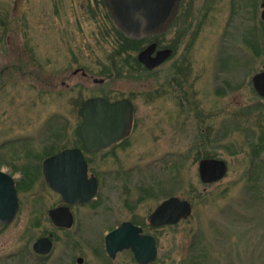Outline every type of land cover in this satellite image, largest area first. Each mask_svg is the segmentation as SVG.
Segmentation results:
<instances>
[{
  "label": "rangeland",
  "instance_id": "1",
  "mask_svg": "<svg viewBox=\"0 0 264 264\" xmlns=\"http://www.w3.org/2000/svg\"><path fill=\"white\" fill-rule=\"evenodd\" d=\"M260 2L183 0L171 28L158 36L161 44L176 46L171 60L182 67L180 73L169 64L150 73L134 70L141 42L117 54L116 63L129 64V69L110 78L104 88L127 94L136 104L135 134L118 150L122 167L130 171L124 180L105 181L97 214H91L96 206L85 207L80 225L68 232L54 231V248L43 264H79L78 255L83 257L80 264H138L129 251L107 257L103 235L121 220L135 216L145 221L169 195L190 200L192 211L174 225L153 228L146 222L157 240V256L150 264H264V147L258 144L264 99L251 83L252 75L264 70ZM103 7L102 0H0L2 169L10 172L4 158L11 161L10 154L19 146L6 145L7 139L34 134L39 122L52 114L70 121L77 117L69 96L78 78L69 77V91L61 84L74 65L93 76L106 74L122 38ZM41 86L50 89L47 95ZM81 86L86 95L94 85L89 80ZM58 90L65 92L60 95ZM31 103L34 113L47 109L18 121L11 109ZM44 136L34 142L38 152L42 141L54 139ZM253 145L260 156L251 170ZM200 150L226 160L223 179L208 185L200 181ZM16 155L18 164L39 163L37 157ZM115 164L101 157L95 169L103 177L110 168H118ZM13 176L20 178L18 173ZM21 186L15 219L0 226V264H39L31 243L52 229L46 210L56 198L43 175L28 174Z\"/></svg>",
  "mask_w": 264,
  "mask_h": 264
},
{
  "label": "water",
  "instance_id": "2",
  "mask_svg": "<svg viewBox=\"0 0 264 264\" xmlns=\"http://www.w3.org/2000/svg\"><path fill=\"white\" fill-rule=\"evenodd\" d=\"M118 29L129 38L140 39L148 35L166 31L175 19L181 0H104ZM261 6V18L264 21V1ZM155 43L150 44L138 54V60L152 69L163 59L171 55V49L152 52ZM98 81V80H96ZM102 81V79H99ZM252 85L256 93L264 99V70L254 73ZM127 106H123V105ZM132 108L127 100L108 102L96 97L83 102L79 109L81 135L89 150H99L118 139L122 123L129 124ZM75 162V164H73ZM63 167L64 171H61ZM74 167L79 171L74 170ZM224 160L202 159L199 162V177L202 182L216 181L226 173ZM43 174L49 186L62 194L68 204H79L89 201L96 193L97 181L88 179L86 166L79 149H66L43 161ZM18 210V196L14 178L0 170V222L11 221ZM192 211L191 202L178 196L163 200L149 215L153 226L178 223L186 219ZM53 223L69 227L72 215L67 207L50 211ZM142 229L125 221L105 236V247L109 256L114 257L118 251L131 249L139 264H148L157 256L155 239L142 234ZM52 241L39 238L33 244L34 251L48 253ZM81 261V260H79Z\"/></svg>",
  "mask_w": 264,
  "mask_h": 264
},
{
  "label": "flooded vegetation",
  "instance_id": "3",
  "mask_svg": "<svg viewBox=\"0 0 264 264\" xmlns=\"http://www.w3.org/2000/svg\"><path fill=\"white\" fill-rule=\"evenodd\" d=\"M264 0H261L260 2V18H261V12L263 10V7L261 6L262 2ZM102 3L104 4L105 7H103V9L107 12L106 13V19H108V22L110 24L113 25L114 21L113 18L110 14V11L108 9V7L106 6L104 0H102ZM96 13V12H95ZM262 20V18H261ZM263 21V20H262ZM264 22V21H263ZM174 23V22H173ZM115 25V23H114ZM173 25V24H172ZM171 25V26H172ZM116 26V25H115ZM171 26L169 28H171ZM118 28V27H117ZM167 31V30H166ZM166 31L157 33V34H153V35H148L146 37L140 38L138 40H140V45L142 47H140V49L137 50V54L134 57L133 60V65L132 68L134 70H145L146 72L150 73V72H155L157 69L169 64V67L171 69L174 68V70H176V73H180L182 67L179 66L175 61H172L171 58L175 52L176 46L172 45V44H167V45H163L161 44L158 36ZM126 36V35H125ZM128 37V36H127ZM153 38V39H152ZM134 39V38H133ZM155 43V48L152 52V56H154L156 54L157 51L160 50H165V49H171L172 53L171 55H169L168 57H166L165 59H163V61H161L158 65H156L155 67H153L152 69L147 68L142 62H140L138 60V54L144 50L146 47H148L150 44ZM121 50V49H120ZM116 51L114 54L115 55H111L110 60H109V64L108 67L106 69V74L102 77H97V76H93L91 73L87 72L84 67L80 66V65H74L70 70L67 76H64L61 80V84L66 88L67 91H69V77L70 76H77V81L73 82L72 84V95L69 96V102L71 103L72 106H77V110H76V115L77 117L75 119H73V121H70L69 119H65V118H59V116L57 117L55 114H52L50 117L46 116L43 120H41V122H39V125L37 127H39L37 129V131L34 134H20V135H16L10 139H7L5 141L6 145H14L13 147H17V145H19L17 147V151H13L12 154H10L11 161L6 162V158H4L5 162L4 163H8L10 164L9 168H11L10 172L6 171L4 169H2L0 167V170L11 175L14 178L15 181V187H16V191H17V196H18V209L21 203V199H20V192L21 191V184L23 183H18L17 180L13 174L14 173H18L20 174V176H24V180L26 179V176L28 174H32V173H39L43 174V161L48 158L51 157L53 155H56L66 149H79L82 157L84 159L85 162V166H86V175L88 179L91 178H95V180L97 181V189H96V193L95 195L87 202L85 203H79V204H68L63 200L62 194L53 190L49 184L46 182L45 177V184L47 186V188L53 193V195H55V202L53 204H50V206L47 208L46 210V217L48 218L49 222L52 225V229L48 230L46 233H44V235L39 236L38 238H36L32 243H31V250L34 254V256L36 257L37 261L39 262V264H43V261L47 260L50 256V254L52 253V250L54 248V239L55 236L57 237L56 233L54 231L56 230H62V231H71L73 230L78 224H81V221L83 220V217L85 215V212L83 211V208L85 207H94L96 206V202L99 198V195L101 194V190L104 186H106L107 182H105L106 180L110 179V178H119L121 180L125 179V176L128 175L129 173V169L127 167H122V161L120 159L119 156V152L118 150L120 148H122L123 146H125V144L134 136L136 128H137V123L138 121L135 119V102L133 100V98H131L129 95L127 94H121L116 95V92H111V90L109 88H104V83L107 82L110 78H112L113 76L119 75L120 73H123L125 68L129 69V64L123 63L122 65H118L115 61V58L117 56V54L122 53V51ZM73 63H78L77 60L74 58L73 59ZM123 70V72H122ZM256 73V72H255ZM254 75V74H253ZM252 75V76H253ZM171 75H169L170 77ZM83 77V79H81ZM172 78V77H171ZM170 78V79H171ZM99 79H102V81H99ZM173 81H175V78H172ZM89 80L92 81L93 83V87L90 89V91H88V93L82 94V90H84V87H82V83H86ZM98 80V81H96ZM251 83H252V78H251ZM174 84V82H173ZM45 86H48V84L46 83ZM253 88V85H252ZM41 91L45 92L46 95L49 93L50 89L48 87H44L41 86L40 87ZM254 90V88H253ZM65 90H58L57 93L58 94H64ZM254 92L256 93V91L254 90ZM42 94V93H41ZM96 97H100L103 99H106L108 102H116V101H120V100H127L130 102V106L132 108L131 111V119L129 121V124L125 125V123H122L121 128H117L115 131L118 132V139H116L115 141H113L112 143H110L108 146H106L103 149H99V150H89L85 143L84 140L82 138L81 135V124L83 123L82 118L80 117L79 114V109L82 106L83 102L87 99L90 98H96ZM59 100V98H57ZM46 100V103H48V98L45 97L44 101ZM56 102V101H55ZM32 106H34L32 103L28 104L27 107L25 108H12L11 110L13 111V115L14 117L18 116V121H21L22 118L24 119H28L32 116H39L45 109V108H40V111L38 110V113H34V109L32 108ZM44 106H46V104H44ZM57 106H59V104H57ZM123 106H127V105H123ZM42 109V110H41ZM11 112V111H10ZM58 115V114H57ZM158 122V121H157ZM157 122L156 125L157 126H161V124H158ZM58 125V126H57ZM42 126H46V131H42L40 132V130L42 129ZM50 126V127H49ZM58 127V129L56 128ZM38 132V134H37ZM40 132V133H39ZM48 134L53 136L52 140L49 141H42L41 142V148L40 151H36L35 149L37 148L34 144V142H39L41 140L42 137H46L44 135ZM49 142V143H48ZM46 143V144H44ZM48 143V144H47ZM56 143H58L56 145ZM260 148L262 149L264 147V142L263 143H258ZM2 146L0 144V150H1ZM253 148L256 149V145H253L251 148V159L249 162V169L253 170L254 166L256 164V158H258V156H260V152L254 150ZM17 152V153H16ZM20 152V153H19ZM23 155H22V154ZM13 154L16 156H20V157H24V158H35L37 157L39 160V163L37 164V166H33V164H29L27 161L25 163H17L14 162L13 158ZM101 157H105L106 159L112 160V162H114V164L116 163L118 168H114V170L112 168H110L108 170V172L105 174V176H101V174L98 172V170L95 169L98 159H100ZM13 159V160H12ZM202 159H218V160H224L221 157H218L216 155L213 154H208L205 151L200 150L199 153V158H198V163H197V170L199 167V162ZM1 155H0V165H1ZM226 162V160H224ZM73 164H75V162H73ZM115 164V165H116ZM227 165V169H228V164L226 162ZM78 169H80V167H78ZM76 167H74V170L79 171ZM227 169H226V173H227ZM61 171L63 170V167L61 169ZM225 173V174H226ZM252 174V173H251ZM198 175H199V171H198ZM225 176V175H224ZM224 176L216 181H211V182H201L203 184H213L216 183L218 181H220L221 179L224 178ZM252 176V175H251ZM200 178V177H199ZM32 185V183H29ZM24 187H26L25 185H23ZM27 188V187H26ZM205 189V188H204ZM171 196H176V195H169L168 197L164 198L163 200L171 197ZM181 199H185V198H181ZM110 200V199H109ZM125 200H126V196H124L122 198V205L123 203L125 204ZM161 200L150 212L149 214L146 216L145 221H140L139 218H136L135 216L129 218V219H125V220H121L119 221V223H117L116 225H114L113 227H111L104 235H103V239L101 241V243L103 244V250L105 252V254L107 255V257H109L110 259H114L116 257V255L121 252V251H129L132 254L133 259L136 261L134 254L132 252L131 249H123L121 251H118L114 257H111L108 255L107 251H106V247H105V236L107 233H109L110 231H112L113 229L117 228L120 224H122L125 221L131 222L132 224L140 227L142 229V234H147V235H151L154 237L155 239V243H156V247H157V240L156 237L154 235H152L151 233H149L146 229V224L148 223V225H150L153 228H160L163 226H167V225H163V226H153L151 225L150 221H149V215L150 213L163 201ZM188 200V199H187ZM190 201V200H189ZM101 206L102 204L98 205L92 209V213L91 214H97V210L100 209L101 210ZM67 207L72 215V224L69 227H64V226H57L53 223V220L51 218L50 215V211L56 208H65ZM108 209L106 210V214L109 215V211L111 210V205L108 204ZM132 209V208H131ZM18 212V210H17ZM17 212L14 216V218L6 223H1L0 222V226H5L10 224L16 217ZM105 214L104 217H106L107 215ZM147 222V223H146ZM174 225V224H172ZM43 237H47L52 241V247L50 249V251L48 253H38L36 251H34L33 249V244L36 240H38L39 238H43ZM156 259V258H155ZM154 259V260H155ZM81 260V261H79ZM153 260V261H154ZM152 261V262H153ZM76 262L77 263H82L83 262V257L81 255H78L76 257ZM137 262V261H136ZM150 262V263H152ZM138 263V262H137ZM148 263V264H150ZM139 264V263H138Z\"/></svg>",
  "mask_w": 264,
  "mask_h": 264
},
{
  "label": "trees",
  "instance_id": "4",
  "mask_svg": "<svg viewBox=\"0 0 264 264\" xmlns=\"http://www.w3.org/2000/svg\"><path fill=\"white\" fill-rule=\"evenodd\" d=\"M182 2H183V0L181 1V3H180V8L179 9H181V6H182ZM180 11V10H179ZM113 27H114V30H115V32L117 31L118 33H119V35H120V37L122 38V42L120 43V51H123V50H125L127 47L129 48V49H131V50H133V49H135V48H137V47H139V44H140V40H138V39H133V38H129V37H127V36H125L124 34H122L119 30H118V28H116V26L114 25V23H113ZM140 49V48H139ZM254 91V90H253ZM255 93V92H254ZM256 94V93H255ZM264 142V128L262 129V132H261V134H260V137H259V141H258V143H263ZM254 150H256L255 148H253ZM257 151V150H256ZM17 182L19 183H22V182H24V176H20V178L17 180Z\"/></svg>",
  "mask_w": 264,
  "mask_h": 264
}]
</instances>
